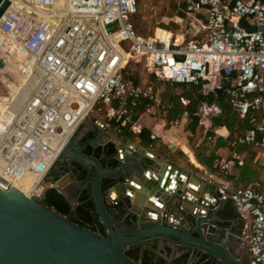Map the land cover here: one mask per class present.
Wrapping results in <instances>:
<instances>
[{
	"label": "built area",
	"instance_id": "built-area-1",
	"mask_svg": "<svg viewBox=\"0 0 264 264\" xmlns=\"http://www.w3.org/2000/svg\"><path fill=\"white\" fill-rule=\"evenodd\" d=\"M8 1L0 19V59L24 78L28 96L3 115L0 176L6 180L19 183L31 175L43 182L69 143L64 142L67 135L70 141L92 113L104 115L107 128L121 134L128 127L138 135L143 124L131 109L144 100L145 115L169 108L153 85L126 80L131 61H144L148 72L166 83H206L213 92L223 90L254 126L235 144L264 147V116L258 118L264 33L240 26L245 19L251 27H264V0H176L200 24L194 35L184 31L180 37L163 29L151 37L139 35L131 21L137 0ZM201 13L206 16L203 35ZM220 112L216 105L203 104L195 116L202 120ZM150 139L156 141L157 135ZM218 191L220 200L232 202L245 218L251 264H264V192L246 187Z\"/></svg>",
	"mask_w": 264,
	"mask_h": 264
},
{
	"label": "water",
	"instance_id": "water-1",
	"mask_svg": "<svg viewBox=\"0 0 264 264\" xmlns=\"http://www.w3.org/2000/svg\"><path fill=\"white\" fill-rule=\"evenodd\" d=\"M9 5L8 0H0V19ZM240 26L264 33V27H251L245 19ZM93 115L82 122L78 138L75 134L69 141L46 177L53 178L54 185L47 186L44 180V189L32 198L14 187L0 186V264H137L127 256L129 250L163 264H197L202 258L201 264H251L243 237L245 220L233 211V203L221 201L219 191L193 199L183 190L186 184L197 195L205 182L186 154L171 145L170 151L190 170L164 160L168 172L159 176V155L107 128L105 120ZM83 135L90 154L81 150ZM111 145L114 153H109ZM73 158L88 173L86 178L66 174L65 166ZM66 175L73 185H61ZM53 188L72 207L85 197L92 215L89 227L72 223L68 214L44 204ZM140 189L150 194L154 209L143 211L132 204L131 195ZM126 190L124 198H111L114 191L124 194Z\"/></svg>",
	"mask_w": 264,
	"mask_h": 264
},
{
	"label": "trees",
	"instance_id": "trees-1",
	"mask_svg": "<svg viewBox=\"0 0 264 264\" xmlns=\"http://www.w3.org/2000/svg\"><path fill=\"white\" fill-rule=\"evenodd\" d=\"M173 2L169 3L168 10L170 11L167 17L174 18L172 19L175 22V19H180L183 22L186 20H191L192 17L188 16L184 11L183 5L178 3L176 0H172ZM138 2V0H137ZM167 8H165L164 12ZM132 23L134 24L135 30L137 33L144 37H151L154 35L155 26H151L148 29L147 23L142 21V16L139 13V9L137 14L132 16L131 18ZM178 23H168L166 25H161L165 30H168L172 33H176V30L179 29ZM137 67H141L145 71L146 66L145 62L136 63L131 61L127 69L125 71V78L128 81L133 82L135 85L147 86L153 85L155 88L154 82L161 81L159 80L153 73H149L148 82L143 83L141 82L140 74L136 71ZM148 71V70H147ZM163 82V81H162ZM171 85L167 87L165 93L162 95V101H165L169 108L165 110H158L156 115L162 114L166 120V127L169 128L173 122L177 121L182 114L187 111L189 113L188 120V129L189 131L194 134L196 130L200 126V117H196L195 113H197L203 104L209 105H216L220 109V113L215 117H212V123L215 127L213 130L209 131L208 135L215 137L214 130L216 128H227L230 132V135L227 139H223L219 137L217 139V143L214 149L211 151L210 154V161L211 163H207L205 166L208 167L209 170L213 172H219V168L213 169V163L217 160L216 151L223 146H230L232 150L235 152H247L248 157L247 160L240 162L239 160L235 161V167L240 168L241 176H247L249 174L250 169H253L254 165L258 167L261 172H264V163H261L262 159L264 158V147L260 144L258 145H240L235 144L239 137L244 136L247 131L254 128L253 124L250 122L249 116L241 117L238 112H236L233 105L230 103L229 97L225 94L223 90L211 91L210 85L204 83L200 86L194 85H183V84H176V83H169ZM180 90V93H174L173 90ZM257 95V94H255ZM252 95L251 97L255 96ZM263 105L259 112V119L261 120L264 116V93L261 94ZM147 106V101H141L138 107L131 109V114L134 119H138L143 113ZM104 107H101V109ZM100 109L99 107L95 109V112ZM121 134L130 139V140H139L142 145H146L147 141H151L150 139V130L144 127L142 131L138 135H134L132 132L129 131L128 127H122ZM263 135H258L260 139ZM204 144V143H203ZM114 146H110L109 153H114ZM201 164H203L201 162ZM204 165V164H203ZM224 171L226 169H223ZM226 172V171H225ZM85 176V172H83L79 178H83ZM258 177V176H257ZM58 176H56V179ZM256 178V177H255ZM251 182V181H250ZM252 183V182H251ZM244 187L246 188H253L255 190L263 192L258 186L249 185L248 183H243ZM85 197L80 199V204L78 206L72 207L69 202L66 200L65 196L62 195L57 189H50L44 198V204L47 206L54 207L57 211L62 214H68L69 220L82 227L87 228L89 227L90 223L92 222V215L89 211L88 205L85 203ZM127 256L135 261L137 264H149V258L141 259L137 251L129 250L127 252ZM202 263V261H201ZM199 263V264H201ZM157 264H163L162 262ZM183 264V263H179ZM208 264V263H206Z\"/></svg>",
	"mask_w": 264,
	"mask_h": 264
},
{
	"label": "crops",
	"instance_id": "crops-1",
	"mask_svg": "<svg viewBox=\"0 0 264 264\" xmlns=\"http://www.w3.org/2000/svg\"><path fill=\"white\" fill-rule=\"evenodd\" d=\"M200 18H201V35H203L204 30L202 26L206 24L205 14L201 13ZM174 21L178 24L183 23V21L178 18L175 19ZM247 21L249 23H252L251 20H247ZM190 24L193 27V30H186V31L189 32L188 33L189 36H192L194 35L195 30L196 29L198 30L200 28L199 27L200 24L196 22L195 18H192ZM177 36L180 37L181 34H178ZM10 68L13 69L12 64L10 65L9 69ZM7 82L9 84V81ZM8 109L9 108H3L2 110L7 111ZM215 116L216 115H211L210 117L203 118L202 120H200L199 128L196 130L194 134H192L188 129V120L182 118V116L177 121L173 122V124L169 128H167L164 115L155 114L154 116H149L143 113L139 117L140 121L143 122L142 124L144 125V127L150 130L151 135L152 134L157 135V140L154 142L147 141L146 145H142L138 139L131 141L140 145L146 151L153 152L162 158V160L156 159V162L159 165H161V170L158 173L159 176H163L166 171L168 172V165L164 160L171 161L181 169L185 171H189L190 170L189 165L181 161L176 156V154L172 153L169 149L171 145H176L179 151L181 152H183V148H187L190 155H187L185 152L183 153L186 154L188 157H192L194 159L195 164L190 162V165L195 167L198 171H200L198 177H202L205 181L197 195L193 194L190 190H187V186L186 184H184L183 190L186 191L187 196H189L190 198L198 199L205 195H209L212 193L214 194L217 193V191L221 188H227L230 191H234L237 188L244 187L243 183H248L249 185L252 184L255 185V187L258 186L261 190H264V172H261V170L254 165L253 169H250L249 174L247 176L245 175L241 176L240 168L235 167V161L239 160L240 162H242L244 161V159L247 160L248 154L247 152H240V153L235 152L230 148V146H228V144H226V146L220 147L215 153L217 160L213 163V169L219 168L220 169L219 172H213L209 170L207 166H205L207 163H211L210 154L217 143V139L219 137H222L223 139H227V137L230 135V132L227 128H216L214 130L215 137L208 135L209 131L215 128L212 123V117ZM88 135H90V133ZM85 138H86L85 135H83L80 140H85ZM189 161H191L190 158ZM201 162L204 165L201 164ZM261 163H264V158L262 159ZM223 169H226L225 170L226 172ZM73 184L74 182L69 177V175H66L61 180L62 186L66 187ZM127 193H129L128 190H126V193L124 194L121 192L118 194V192L114 191V193H112L111 198L114 200L120 199L121 197L124 198ZM130 198L132 204L134 206H137L143 211L148 210L149 208L151 210L154 209V207H152L149 204L150 194L146 192L145 189L136 190L135 192H133ZM232 209L235 213L238 212L234 206H232ZM202 260L203 258L200 259L197 262V264L201 263ZM157 263L160 262L155 261L153 259H149V264H157Z\"/></svg>",
	"mask_w": 264,
	"mask_h": 264
},
{
	"label": "rangeland",
	"instance_id": "rangeland-1",
	"mask_svg": "<svg viewBox=\"0 0 264 264\" xmlns=\"http://www.w3.org/2000/svg\"><path fill=\"white\" fill-rule=\"evenodd\" d=\"M173 2L172 0H138V7H139V13L142 16V21L144 23H147V28L150 29L151 26H155V31L156 32L157 29H163L160 28L162 27L161 25H166L168 23H176L173 22L172 19L174 18H169L167 17V15H169L170 11L168 10L169 7V3ZM166 9V11L164 12V10ZM191 20H186L185 22L181 23V24H177L179 25V29L176 30L175 34H181V32H184L186 30H193V27L191 26ZM165 30V29H163ZM190 38V37H189ZM136 71L140 74V78H141V82L146 83L148 82L149 79V72L144 69H142L141 67H137ZM12 73H14L13 69H9L8 67L6 68V70L4 72H0V95L1 94H9L10 97H12V93L9 92V86L11 85V83L13 82V79L15 77V75H13ZM6 77L8 81H10L11 83L7 85L5 78ZM17 79H19V77H17ZM21 81V80H20ZM19 83H16L14 86H12L13 90L17 91L19 89V86L21 85ZM156 89L159 93L160 98L162 99V95L165 93L166 89L168 86L171 87V85L169 83L166 82H162V81H156L154 82ZM174 93H180V90H173ZM15 94V93H14ZM19 95V93L17 94ZM16 96V95H14ZM19 98V97H18ZM18 98L16 101H18ZM163 103H166L165 101H163ZM1 115V113H0ZM95 116H98V118L102 121L106 120L107 118L104 115L98 114V113H94ZM93 115V116H94ZM147 117V116H145ZM1 118V116H0ZM143 123V122H142ZM78 134H76L75 137L78 138L77 136ZM45 184L47 186H51L54 185V179L50 178L45 180Z\"/></svg>",
	"mask_w": 264,
	"mask_h": 264
},
{
	"label": "bare ground",
	"instance_id": "bare-ground-1",
	"mask_svg": "<svg viewBox=\"0 0 264 264\" xmlns=\"http://www.w3.org/2000/svg\"><path fill=\"white\" fill-rule=\"evenodd\" d=\"M11 63H9V65H10ZM13 70H14V73H12L13 75H15V77H16V79H17V77H19L20 78V74L17 72V70H15L14 68H13ZM22 77V76H21ZM16 79L14 78L13 79V83H12V85H14V82L16 81ZM23 79V80H22ZM22 79H21V81H20V86H19V89L16 91L15 90V97L16 98H18V101H19V99H20V97L22 98V100H21V102L22 103H24L25 102V100L27 99V96L28 95H22V93H23V82H24V78L22 77ZM11 82L9 81V84H10ZM17 83H19V82H17ZM21 89H22V91H21ZM25 90H27L26 88H24ZM10 90V89H9ZM13 90V89H12ZM21 91V92H20ZM14 92V91H13ZM12 92V93H13ZM18 93H21V95H17ZM4 115H6V114H4ZM86 119V118H85ZM84 119V120H85ZM3 120H4V118H3V116L0 118V128L2 129V128H5V124H4V122H3ZM83 120V121H84ZM69 138H70V134L69 135H67V138L65 139V143L67 142H69L68 140H69ZM61 147H62V145L59 147V149L56 151V155L55 156H57V154L59 153V151L61 150ZM183 152H185L187 155H190L189 154V151H188V149L187 148H183ZM190 159H191V163H193V164H195V161H194V159L192 158V157H189ZM0 186L1 187H3V188H10V187H14V188H16V189H18L20 192H22L26 197H29V198H32V197H35L36 195H38V194H40L41 192H42V190L44 189V186H43V183H42V181H40L38 178H36V177H34V176H31V175H28L23 181H21V182H19V183H17V182H13V181H10V180H6L5 178H3L2 176H0Z\"/></svg>",
	"mask_w": 264,
	"mask_h": 264
},
{
	"label": "flooded vegetation",
	"instance_id": "flooded-vegetation-1",
	"mask_svg": "<svg viewBox=\"0 0 264 264\" xmlns=\"http://www.w3.org/2000/svg\"><path fill=\"white\" fill-rule=\"evenodd\" d=\"M10 63V62H9ZM9 63H7V65L5 66V69H3V70H0V72H4L5 70H6V68L8 67H10V65H9ZM10 69H12V68H10ZM5 78V80L7 79L6 77H4ZM22 79V77L20 76V78L19 79H16V83L17 82H19L20 80ZM23 80V79H22ZM8 80H6V83H7V85H8V82H7ZM14 82V84H16ZM13 83V82H12ZM12 84L9 86V89H10V91L9 92H13V91H11L13 88H12ZM24 91H23V93H22V95L24 96V95H28L27 94V90H25L24 88H22ZM22 89H21V91H22ZM20 91V92H21ZM15 92H13L12 94V97H10L9 96V94L7 93V94H1L0 95V113H1V117L4 115V114H8V110L7 111H4V110H2L3 108H10V107H12V105H13V107H15V108H18V107H20V105H22L23 103L21 102V100H22V98L20 97V99H19V101H16L17 100V98L14 96L15 94H14ZM19 95H21V93H19ZM1 129V128H0ZM2 129H4V128H2ZM80 141H82L83 143H85V146L81 149L82 151H84V153L85 154H90L91 153V149H90V147H88V145H90L89 144V141H86V140H80ZM99 151H100V149H98ZM80 162L79 161H76L74 158L72 159V162H71V164H68V165H66L65 166V172H66V174H68L69 172H74L75 174H77V176H78V179L79 180H82V179H84V178H86L87 177V174L88 173H86L85 171H82V166L79 164ZM83 172H85V176L83 177V178H79V176L83 173ZM59 178V177H58ZM57 178V179H58ZM80 204V201H79V203H78V205ZM77 205V206H78ZM93 231H95V232H97V233H101V230H100V228H96V227H94L93 226ZM249 251V250H248Z\"/></svg>",
	"mask_w": 264,
	"mask_h": 264
}]
</instances>
